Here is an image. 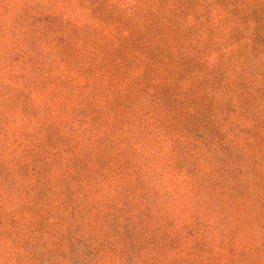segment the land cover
Segmentation results:
<instances>
[{"label":"rangeland","instance_id":"obj_1","mask_svg":"<svg viewBox=\"0 0 264 264\" xmlns=\"http://www.w3.org/2000/svg\"><path fill=\"white\" fill-rule=\"evenodd\" d=\"M0 264H264V0H0Z\"/></svg>","mask_w":264,"mask_h":264}]
</instances>
